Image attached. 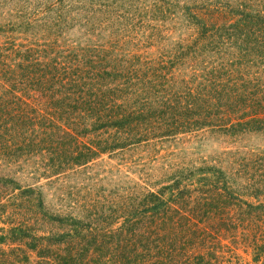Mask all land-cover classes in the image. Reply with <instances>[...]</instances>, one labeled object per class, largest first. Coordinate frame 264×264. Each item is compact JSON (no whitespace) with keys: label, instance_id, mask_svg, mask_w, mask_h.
Segmentation results:
<instances>
[{"label":"trees","instance_id":"trees-1","mask_svg":"<svg viewBox=\"0 0 264 264\" xmlns=\"http://www.w3.org/2000/svg\"><path fill=\"white\" fill-rule=\"evenodd\" d=\"M56 1L45 23L0 26V189L59 231L1 230L0 247L14 248L0 264H227L240 245L264 264V0ZM149 19L172 24L179 45L189 35L183 52L130 49ZM171 148L127 194L63 184L68 213H50L37 186L105 155L144 149L154 164Z\"/></svg>","mask_w":264,"mask_h":264},{"label":"rangeland","instance_id":"rangeland-1","mask_svg":"<svg viewBox=\"0 0 264 264\" xmlns=\"http://www.w3.org/2000/svg\"><path fill=\"white\" fill-rule=\"evenodd\" d=\"M43 1L45 0H40V3L38 1V5H34V7L37 8V11H40V14L34 16L36 14L33 9V3L35 0H0V26L3 25L4 21L18 22L17 25L22 24L26 20L22 18V21L19 22L21 17H26L27 19L32 20L40 16V18L45 20V23L52 17V15L51 13L43 15L45 11L44 7L50 4H55L57 1L48 0L47 3H42ZM146 1V4H144L143 0L144 5H142V7H150L159 0ZM219 1L221 0H216V2ZM168 2L169 0L160 4L163 5L164 3ZM20 11L21 13L25 12V16L20 15ZM83 16L88 18L87 13ZM149 21L151 20L149 19ZM138 23L139 22H136V25H134V28L132 29V32H134L133 37L135 39L132 41L133 43L130 49L138 45L140 50H145L154 58H160V55L163 54L167 57H175V55L183 52V49H185L187 46L185 40L188 39L189 35L183 36L181 38L183 45V47H181L182 45L178 44V32L176 35L175 33L172 34L170 31L173 27L172 24L168 25V23H163L162 21H151L145 25ZM42 29H44V27H42ZM129 29H131V27ZM34 30L35 33H33ZM34 30L32 32L30 31L29 34H43L41 29L37 31V28H35ZM146 37L149 38L147 42L145 39ZM244 144L257 147L259 144H262V142L252 139L245 142ZM212 145L206 146V150H208L207 152L209 154L213 152L214 147H212ZM184 148L189 149V146ZM174 152H176V150H173V148L162 152L161 155L156 159L158 160V163L154 164V161H152L148 155V151H145L144 149L140 150L139 152L137 151L128 154L120 153L117 155H105L92 164L84 174L72 178L69 177L65 180H63V178H55L53 183L50 185L48 180L42 179L39 183H37V186H44L43 190L46 202L45 207L50 213L58 211H64L68 213L70 208H73L72 206L74 203L72 201L73 198H69L67 195L69 192L62 193L59 191L63 184H65L68 188L72 187L74 189L73 193L83 198H85L88 194H92L93 198L107 196L111 198L114 196V194L123 195V192L124 194H127V191L130 192L131 182L139 181V178L143 176V173L148 172L157 174L160 170L159 167H161L162 163L164 162V159L160 157L167 159L169 154ZM208 153L206 155H208ZM17 178L23 188L36 184L31 177L27 176V174H21ZM6 191L7 189H0V235H3L1 230H5L7 232L11 226L22 223L32 225L34 234L37 236H49L50 234H55L59 231L55 229V227L47 224V220L43 218L39 209L34 207L33 204H22L13 198L7 199L8 196H6ZM17 192L14 194H17ZM100 204H102L101 201ZM12 248H14V246L10 247L9 245H5L1 246L0 250L6 251L7 254H9V251ZM235 253L236 256L227 257V264H255L253 262L251 251H248L245 247L240 245V247L235 250ZM31 262L32 264L39 263L36 258H33ZM259 264H262V262Z\"/></svg>","mask_w":264,"mask_h":264}]
</instances>
